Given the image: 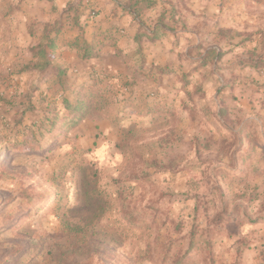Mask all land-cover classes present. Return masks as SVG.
<instances>
[{
    "label": "rangeland",
    "instance_id": "1",
    "mask_svg": "<svg viewBox=\"0 0 264 264\" xmlns=\"http://www.w3.org/2000/svg\"><path fill=\"white\" fill-rule=\"evenodd\" d=\"M170 2L191 14L160 22L177 62L136 51L131 95L85 86L110 106L57 141L30 126L67 88L22 91L0 64V264H264V0Z\"/></svg>",
    "mask_w": 264,
    "mask_h": 264
},
{
    "label": "crops",
    "instance_id": "2",
    "mask_svg": "<svg viewBox=\"0 0 264 264\" xmlns=\"http://www.w3.org/2000/svg\"><path fill=\"white\" fill-rule=\"evenodd\" d=\"M171 4L170 0H0V64L8 69L12 65L11 72L17 66L12 76L17 88L37 96L61 95L67 88V98L74 102L76 90L98 78L121 82L125 97L130 96L125 82L137 75L128 62L138 56L136 51L160 67L177 62L173 35L160 22L187 18L190 30L191 14L183 10L176 15ZM195 11L205 15L203 5ZM201 20L204 26L203 16ZM144 23L152 24L145 28L149 35L165 29L159 40L151 42L147 36L137 40ZM25 65L36 68L24 69ZM154 81L150 78L149 85L156 86ZM140 92L133 91L135 102Z\"/></svg>",
    "mask_w": 264,
    "mask_h": 264
},
{
    "label": "trees",
    "instance_id": "3",
    "mask_svg": "<svg viewBox=\"0 0 264 264\" xmlns=\"http://www.w3.org/2000/svg\"><path fill=\"white\" fill-rule=\"evenodd\" d=\"M150 40H155V34L149 35L145 33ZM214 51V49H208V52ZM220 57V53L216 55ZM206 59V58H205ZM24 69L36 68L35 65H25ZM61 106L57 104L49 112L45 119L39 124L34 123L30 126L31 136H35L34 128L38 127V130H44L46 135H50L54 138V141L59 140L64 133H67L68 129H72L82 123L84 120H95L101 113L111 104L110 96L104 91H100L95 88H89L82 86L75 92V101L71 102L66 97H61L59 100ZM40 125L42 126L41 128ZM63 133V134H62ZM52 134V135H51ZM28 136V135H27ZM28 137L20 144L17 145L16 150L30 152L40 149L39 144L28 141ZM53 141V142H54ZM212 264V263H210Z\"/></svg>",
    "mask_w": 264,
    "mask_h": 264
}]
</instances>
